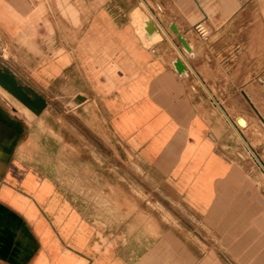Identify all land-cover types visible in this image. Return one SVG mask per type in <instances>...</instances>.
<instances>
[{
  "label": "crops",
  "instance_id": "1",
  "mask_svg": "<svg viewBox=\"0 0 264 264\" xmlns=\"http://www.w3.org/2000/svg\"><path fill=\"white\" fill-rule=\"evenodd\" d=\"M137 12L143 23L153 20L159 39L148 37L144 24L140 30ZM177 58L186 73L175 70ZM0 66L39 92L45 108L47 89L68 68H89L90 81L106 83L109 106H131L113 118L122 136L135 131L143 140L153 132L160 147L173 137L179 145L207 141L225 163L216 175L173 172L176 194L185 195L180 205L192 218L171 213L169 219L115 224L98 217L97 204L68 196L62 177L44 168L48 162L29 147L27 112L0 95V264H264V188L204 136L207 116L224 112L219 96L235 88L258 97L264 0H0ZM98 68L105 69L104 79ZM248 125L247 119L233 129L248 156L260 162L244 131Z\"/></svg>",
  "mask_w": 264,
  "mask_h": 264
},
{
  "label": "rangeland",
  "instance_id": "2",
  "mask_svg": "<svg viewBox=\"0 0 264 264\" xmlns=\"http://www.w3.org/2000/svg\"><path fill=\"white\" fill-rule=\"evenodd\" d=\"M66 22L72 24V20ZM134 22L142 30L141 13L134 14ZM104 70L98 68L103 79ZM211 89L219 96L217 87ZM106 90L105 82L90 81L89 68L83 67L81 73H74L70 67L47 89L49 104L41 116L26 110L1 89L0 95L27 112L31 130L29 147L35 158H43V163L48 162L43 167L52 175L62 177L69 197L97 204L99 218L113 219L115 224L124 219H169L171 213L192 218L191 212L187 215L185 204L180 205L185 202V195L182 191L176 194L178 180L172 178L173 172L181 168L216 175L225 170V163L210 151L207 141L199 146L195 140L179 145L173 137L169 144L160 147L155 145L153 132H145L143 140L136 139L135 131L122 136L114 130L113 118L131 106H109ZM256 94L258 97L251 101L264 117V83L258 86ZM227 95L216 100L224 112L217 109L218 113L207 116L209 125L204 136L216 144L213 148L216 153L235 160L247 176L264 188V122L238 89ZM239 116L245 118L246 125L249 121L244 131L255 146L260 162L251 159L245 144L238 141L233 124L244 127L236 121ZM239 151L242 156H237ZM160 154L172 162H162ZM190 156L194 157L193 163L186 161Z\"/></svg>",
  "mask_w": 264,
  "mask_h": 264
},
{
  "label": "water",
  "instance_id": "3",
  "mask_svg": "<svg viewBox=\"0 0 264 264\" xmlns=\"http://www.w3.org/2000/svg\"><path fill=\"white\" fill-rule=\"evenodd\" d=\"M171 29L176 33L179 41L183 45L185 52L191 54L192 49L185 38L180 34L179 30L174 24H171ZM144 30L148 37L153 36L158 33V28L156 24L151 19L144 20ZM173 65L175 70L179 74H183L187 72V68L185 64L181 61V59L177 58L173 61ZM0 86L7 90L10 94H12L15 98H17L22 104H24L27 108H29L34 114L39 115L43 109L47 105L46 99L35 89L32 87H28L23 85L18 81L14 74H12L6 68L0 66ZM242 94L247 99L253 110L259 116V118L264 122V117L261 115L257 107L245 93L242 91ZM236 121L241 124L243 118L237 117Z\"/></svg>",
  "mask_w": 264,
  "mask_h": 264
},
{
  "label": "bare ground",
  "instance_id": "4",
  "mask_svg": "<svg viewBox=\"0 0 264 264\" xmlns=\"http://www.w3.org/2000/svg\"><path fill=\"white\" fill-rule=\"evenodd\" d=\"M143 22H142V31H143ZM156 37V39H159L160 38V35L159 34H156V35H154V37L153 38H155ZM152 38V39H153ZM0 89L3 91V92H5L6 94H8V95H10L11 96V94L7 91V90H5L3 87H1L0 86ZM14 97V96H13ZM25 106V105H24ZM25 108L27 109V110H30L29 108H27L26 106H25ZM243 118V121H242V123L240 124V126H245L246 125V120H245V118L244 117H242Z\"/></svg>",
  "mask_w": 264,
  "mask_h": 264
},
{
  "label": "built area",
  "instance_id": "5",
  "mask_svg": "<svg viewBox=\"0 0 264 264\" xmlns=\"http://www.w3.org/2000/svg\"><path fill=\"white\" fill-rule=\"evenodd\" d=\"M196 31L198 32V34L202 37V38H206L207 36V31L205 30V28L201 25L198 24L197 26H195Z\"/></svg>",
  "mask_w": 264,
  "mask_h": 264
}]
</instances>
